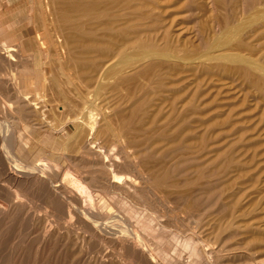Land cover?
<instances>
[{
	"label": "rangeland",
	"instance_id": "obj_1",
	"mask_svg": "<svg viewBox=\"0 0 264 264\" xmlns=\"http://www.w3.org/2000/svg\"><path fill=\"white\" fill-rule=\"evenodd\" d=\"M91 1L94 0H89V8L91 4L94 5L95 3ZM105 1L107 0H103V2L102 0L101 2L97 1L95 3L96 7L95 5H92L94 9L91 7L93 11L90 8V11L87 9L84 12L86 15L89 13V17L91 15V20L84 15V9H81L83 17H85L84 22L88 23L89 21V25L94 23V25H96L95 27H100L98 23L100 22L103 24L104 19V22H108L110 18L111 20L114 19L116 22L119 20L117 18L121 17L122 19L130 20V25L132 23H134V25L132 24V27H130L128 22L127 25L125 24L127 20L121 19L120 22H123V24L119 22L120 25H122V27H118L119 32L116 28L118 33L115 37L117 40L113 37L114 35L111 32L115 31L116 34V30L113 29H115L116 24L118 26L119 23H116L114 26L111 25L114 24V21L110 24L109 22L107 24L104 23L110 28H113L112 30L110 29V32L106 28L107 26L104 27L102 25L99 30L98 27L94 29L93 26H89L91 28L89 31L93 30L94 32V30H96L95 33L89 32L92 33V36L96 34L93 37H90L91 35L87 32L88 26L84 25L86 31H83L89 34H85L88 39H95V36H97L96 38L98 39L99 37L103 39L104 37L107 38L109 35V40L113 41L109 43L110 45L120 42L117 45L113 44L110 46L111 48L117 46L118 49L116 47L110 49L109 44H107L110 41L107 40L106 42V40H104L107 44L106 47H104L106 44L104 45L103 42L101 43L103 44L101 50L94 49L93 52H89L91 55L89 56L90 59L95 57V55L97 59L95 60L93 58L94 62L92 60L91 62L89 59L87 60L88 57L86 55L84 56V54L81 53L83 47L81 46L82 44L79 43L82 42L78 43L80 46H78V44L75 46L73 58L69 57L66 52L63 55L59 53V51L61 52V42L58 41V36L63 32L62 22L53 18V15L51 16L48 11H45L42 1L37 4V0H0V264H97V262L98 264H143V262L152 264L154 261V264H174V262L175 264H264V0H139L140 4L137 2L138 0H134V2L130 0V2L132 1V5L135 4L133 7L136 9H138L137 7L143 2L141 8L139 7L140 10H135V8L133 10L132 5L128 2L129 0H127V2L125 0H120V2L117 0V4L110 0L111 3L113 2L116 4H113V6L112 4L109 6V0L107 3ZM123 2L126 3H124V5H126V7H124L125 9L128 7L130 8V6L132 9L130 8L131 10H129L128 8V11H126L123 8ZM102 3L106 6L101 9V11L104 10V12L100 11L105 15L103 18H101L103 15L98 13V11L95 14V11L101 8L99 5ZM118 3L120 4L121 10L116 9L119 7ZM136 4H138L137 7ZM107 5L109 8H107ZM143 5L146 6L144 7ZM105 8L107 10L106 12H113V14H105ZM122 8L130 13H126ZM39 9H41V11H39ZM77 9H75V11ZM108 9H110V11ZM116 10L123 13H118V15L114 12ZM141 10L142 12H140ZM79 12H74V10H72L69 13H76V17L75 15H69L73 18L82 17V14ZM135 12L136 14L138 13L137 16H139L137 21ZM90 13L93 15L99 14L101 17H93ZM114 13L115 16H118L114 17ZM130 15H132L133 18ZM125 16L128 17L125 18ZM129 16L132 19H130ZM140 17H142V19ZM95 19L98 22H96L97 24L95 23ZM106 19H108V21ZM139 19L142 20L143 23H141ZM132 20H135L137 24ZM59 22L60 27L59 25L56 26ZM144 22H146L147 25L154 23L156 27L153 28L155 25L152 27L150 26L151 24L147 26ZM124 25L130 28L125 29ZM136 25L139 28L141 26L140 29L143 30H140ZM123 27L125 32L134 31L129 32L130 35L128 33V36L123 38L127 35V32L125 34L122 30ZM145 27L149 28V30ZM131 28L132 30H130ZM151 29L157 30L153 33ZM57 30L60 31L58 32ZM104 30H107L108 33H105ZM120 30H122L125 35H122L123 33L122 31L120 32ZM101 31H104L103 34H106V36L103 35V37L98 33ZM139 31H145L146 34L145 32H140V34ZM151 32L152 36L148 34ZM164 32L165 35L167 34L166 36ZM97 33L100 36H98ZM138 34H144V36H141L142 38L144 37V40L140 38ZM110 35L113 36L110 37ZM118 36L119 39L121 37L123 39L121 38L118 40ZM145 36H147V40ZM133 37L135 39L139 37L137 40L139 39L140 42L134 43ZM43 38L48 39L47 43L49 41L50 45L47 43L44 45L45 43L42 41ZM4 42L7 46L4 45ZM148 42H150V44H148ZM140 43L146 45L142 44L141 46ZM154 46L155 48L153 49ZM76 48L80 50L78 49L77 51ZM106 48L107 50L105 51ZM122 48L127 52L122 50L125 55H122L121 51L119 52ZM95 50H98V52L96 51L94 54ZM108 50H110V52ZM101 51L103 52L102 54H106L102 56V54L99 53ZM111 51L112 54H110ZM115 52L121 55L117 56ZM107 53L111 55L110 58L107 57L110 56L107 55ZM98 55L102 57L99 58ZM79 56L82 58H79ZM9 57H11L12 60ZM106 57L110 60L113 58V61L111 60L112 62H110L108 59L104 60ZM98 58L102 60L101 64L103 65L99 63L100 61H98ZM80 59H84L83 61L86 62V64L83 62L86 68L82 70V72L80 71L81 65L78 62ZM60 60L65 63L63 64ZM153 60L155 63L158 62V65H155L156 67H160H158V70L157 68L154 70L151 66V68L149 67L150 63V65L154 64ZM75 61L78 63L75 65L80 68L77 69L73 64ZM96 61L98 62L96 63ZM92 63H96L97 66L93 68L94 65ZM105 63H107V65ZM133 63H137L138 65L143 63V66L145 63L146 68L149 67L148 71L147 69H143L144 74L147 75L146 77L145 75L137 77V79L141 78L142 81L140 79L135 80V77L137 75L139 76L141 71V74L143 73L142 68L144 67L141 65L139 66L140 68H138V65L136 66V64L134 65ZM65 64L69 65L66 66ZM71 64L72 66H70ZM152 66L154 67V65ZM103 67L106 69H103ZM95 70H97V72ZM110 70L114 72L112 73ZM128 70L130 72L134 70V72L129 73ZM151 70L154 72H151ZM83 71H85V73ZM86 71L90 74H86ZM124 71L128 72V74ZM135 71L138 74H136ZM118 72L121 73V75ZM100 73H102L103 76L105 74L113 75H110V77L104 76L105 79L102 75H99ZM157 73L161 74L155 77L153 74ZM97 75L104 79L101 84L107 83L108 85L100 84V86L96 83L97 80L95 79ZM98 76L97 78H99ZM116 76L119 77L120 81ZM120 76L124 77L123 81H128V83H121L122 80L120 78L122 77ZM148 77H151L149 80L150 83L147 82ZM84 79H88L89 82ZM131 79H133V82H131ZM155 80L156 82L158 81L157 86L161 83L158 87L156 86ZM110 81L113 85L109 83ZM117 81H119V83L115 86L114 84H116ZM25 82L27 83L25 84ZM151 83H153L152 86L155 85L156 88H154L155 86L152 87ZM20 84H24V86L22 85V87ZM140 84H147L146 87H150L141 90L142 87L137 88V86H134H145ZM11 85L13 86L11 87ZM18 86L20 88H18ZM114 86L117 87L118 90H115L116 88ZM120 86L122 89L119 88ZM106 87L107 89H105ZM135 87L142 92H138ZM54 88L55 90H53ZM150 88H152L151 91L148 90ZM131 89L134 90V93H131L134 94V98L130 95V92H133ZM164 91L166 92L164 93ZM146 92L150 95H146ZM178 92L181 93L179 94ZM122 93L125 94L123 95ZM151 93L154 94L151 95ZM135 94L138 100L139 97L141 98V95L144 96V98L146 96L148 99H143L141 104H138L135 102L136 100H132V98L135 99ZM159 94L161 96H159ZM20 96L21 98L19 99ZM119 96L124 97L122 98ZM32 97H34V99ZM11 101L14 102V104L8 105ZM20 101L22 104H18ZM172 104L174 108H171ZM139 105H141V107ZM187 107L191 109L187 110ZM82 108L85 110L83 111ZM157 108L160 111H158ZM130 109L133 110L130 111ZM155 111L157 113L154 116ZM185 112L188 113L187 116H185L187 119L186 122L182 124L180 123L181 115L185 114ZM89 113H93V115ZM118 114L119 116H117ZM125 115L132 117L128 118ZM86 116L88 119L90 118V121H92V117L95 116L94 122H96V129L99 122L101 125H105V123L111 126L115 125V130L116 128L119 130L122 126L125 127V131H127V134L124 136L125 139L123 138L122 142H114V147L117 151H120L118 149H121L124 144L129 146L126 148L129 152L125 150V153L121 152V154H118L120 158L117 157V159H121L119 160L121 163L119 162V166L116 167L120 168L122 172H118V168L116 169V167L112 168L113 171H110V165L104 166L102 164L101 166H104V168L99 166V164H101L99 161L102 155V160L116 159L115 155H113L114 157L110 156L108 158L107 154L103 151L108 145L113 143L110 137L108 141L103 137L96 140L94 139L96 137L90 133L92 136L90 140L93 141L92 144L94 146L97 145V147H95L97 148L95 149V154L88 153L82 147L89 133L87 127L90 125V121L86 119ZM147 116L149 117L147 118ZM77 119L80 120L81 123H79L80 121ZM75 120L77 122H75ZM122 122L124 124H120ZM166 122L168 123L167 125ZM83 123L86 124L83 125ZM175 123L178 124L175 125ZM79 124L83 127L81 128ZM134 124L138 129H136ZM78 127H80L79 130L77 129ZM131 131L134 132L132 133ZM136 131L142 136L139 138L138 136L136 137ZM145 131L147 132L146 134ZM148 132L151 133L148 134ZM92 133L95 135V131H92ZM162 135L163 137L160 138V140L163 139L164 141L162 140L161 143L159 140V142L157 141L158 143H155L154 140L150 139L152 136L160 137ZM129 136H134V142H129ZM177 136H180L179 139L176 138ZM132 137L131 140L133 139ZM143 137H148L149 140L146 141ZM165 137L170 139L166 140ZM127 138L128 141H126ZM139 139H141L143 143H139ZM185 140H188V142ZM81 141L82 143H80ZM150 141H154V143ZM99 142H101V145H103V143L105 145L107 142L108 145L106 144V147H101L103 148L102 150L99 148ZM125 142H129V145ZM150 143L152 144V148L150 147ZM143 144L147 147L149 146L150 150L148 148V153L141 155L143 157L138 156L136 160H138V163L143 160L139 164L140 169L143 168L142 170H144L146 168L144 171L149 169L146 172V180L143 182L142 179H137L136 184L139 185H136L135 188H129L128 185L126 188L124 184H122L124 188L118 186L114 180L118 182L120 178H126L128 175H132L133 172H135L134 170H139L137 166V169L130 166V164H133L127 159L126 155H129V153L132 154V152L136 150V148H134L136 145ZM182 146H185V148ZM155 147L160 149L157 155L156 152H153ZM128 148H130V150ZM14 155H16L15 157L18 156L16 159L20 158V161H17ZM145 156L147 158H145ZM85 157H87V159ZM70 158H73L75 161L72 159L71 161L73 162H71ZM124 158L126 160H124ZM184 159L186 161H184ZM144 160L146 162H144ZM97 161L99 163H97ZM22 162L24 164L20 165ZM38 162L51 163V165L49 164L47 166L50 167L49 170H54L55 172H51L50 178L51 180H56L57 183L64 182L68 186L71 185V178L66 177V179H63L65 173L70 172L80 179L90 190L92 189L91 192L96 190L94 191L95 193H92L93 196L95 195L94 197L92 196V200H88L87 196H83V198L80 197L82 199L81 202V199L78 198L81 204H85L88 207L90 205L93 210L97 206V208H95L96 216L94 214V216L90 217H94L93 219L84 218L82 216L78 219L77 215L74 216L75 214H72V216L66 214L65 217L63 211H61V209L63 210L66 208L63 207L65 204L63 203L64 205H60L62 200L61 202L59 201V199H63V196L60 195V198L55 193L53 196L50 195L49 189L52 191L53 188L51 186L52 183L49 181L50 178L48 180L49 183H47L48 186L44 185L37 178V174H32L30 168L27 167L29 163L36 164ZM108 162L110 161H106L105 163ZM52 166H54L55 169ZM147 167L150 168L147 169ZM156 168H158V171ZM170 168H172V170ZM185 168L187 170H184ZM149 171L152 174H150ZM208 171L210 172L208 173ZM115 172L119 174L117 175ZM99 173L101 175H99ZM149 174L151 176L153 175L152 179ZM157 175H161V177L158 176L157 178ZM162 175L166 176L162 177ZM57 177L58 180L55 179ZM104 177H108L105 182L102 180ZM187 177H189V179ZM162 178L165 179L163 180ZM149 179L151 181H149ZM159 179L162 180V182ZM84 180L87 182H84ZM108 180H112L109 181L110 184ZM88 181L90 182L88 183ZM159 182L161 184H159ZM166 182H170V187L169 185H165ZM98 185L99 187L102 185L105 187L99 188ZM73 186L76 189V186ZM114 186H118L119 188ZM137 187H139L140 191ZM98 188L102 189L104 193L102 190L99 191ZM182 188L184 190H181ZM208 189L209 192H207ZM122 192H125V194ZM128 192L129 194H126ZM102 194L103 197L101 196ZM100 196L105 198L101 199ZM51 197L52 199L54 197V201H52ZM109 197L114 199V201L109 199ZM190 203H192V205H190ZM204 206L207 207L205 208ZM4 209L5 211H3ZM6 210L9 213H7ZM109 210L112 211L113 215L117 212L119 213L116 219L111 217L112 214ZM97 211L100 213L98 214ZM208 213L210 215H208ZM131 216L134 217V220ZM148 216L150 218L149 221ZM108 217H110V219ZM105 219L106 221L104 222H108L107 225L103 222ZM151 219L154 220V222ZM91 220H99L100 223L103 224L94 226L92 224L94 222ZM111 221L115 222L112 223ZM124 224H130L136 229L138 228L137 230L145 241L138 243L137 240L134 239V241L133 238H129V236L127 238V235L122 232ZM131 241H133L134 244L137 243L139 246L143 244V246H141L143 249L141 247L138 248L136 244L134 246ZM183 241L185 243L190 242L184 245ZM144 244L147 249L144 247ZM187 245H189V247ZM183 246H185V248ZM194 246L198 247L195 248ZM190 247L193 248L191 249ZM144 250L145 252H143ZM190 250L193 251V254ZM210 253L211 255H209ZM141 255L146 256L144 258L143 256L141 257ZM147 256L150 257V259L147 258ZM152 259L154 260L153 262Z\"/></svg>",
	"mask_w": 264,
	"mask_h": 264
},
{
	"label": "bare ground",
	"instance_id": "obj_2",
	"mask_svg": "<svg viewBox=\"0 0 264 264\" xmlns=\"http://www.w3.org/2000/svg\"><path fill=\"white\" fill-rule=\"evenodd\" d=\"M41 1H42V5H43V7H45V11H48V13H49L51 16L53 15V18H55V19H57V20H60V21L62 22L63 32L60 34V36H58V41L61 42V45H60V46H61V48H60V49H61V52L59 51V53H62V55H63V54H65V52H66L67 55H68L69 57L73 58V55L75 54V52H74V51H75V46H76L79 42H82V43H79V44H82L81 46L83 47V48H82V52H81V51H80V52H81L82 54H84V56L86 55V56L88 57L87 60L89 59V61H91V60L93 61L94 59L97 60V59L95 58L96 55H95V57H93L94 59H93V58L90 59L89 56H91V55H90L89 52H93L94 49H99V50H101V49L103 48V47H102L103 44H101V43H103L104 40H106V42H107V40L110 41V40H109L110 38H109V35H108V34H107V35H108L107 38L104 37V36H106V34H105V35L103 34V32L105 31V30H104V31H101L102 33H101V32H98V33L101 34L102 36L104 35L103 37H104L105 39H104V38H103V39H102V38L100 39V37H99V39H98V38H96L97 36H95V39H91V38L88 39V37H87L85 34H88L89 32H93V30L89 31V30L91 29L90 27L93 26L94 29H96L98 26L95 27L96 25H94V23H93V24L91 23V22H94V21H91L90 23H91L92 25H91V24L89 25V24H88L89 21H88V19H87V18L89 17V16H88L89 13H88V15H86L84 12H85L87 9L90 11V8L93 7V6L95 5L96 2H97V1L101 2V0H94V1H91V2H95V3H94V5L91 4V7H90V8H89L90 4H88L89 0H65V1H63V0H37V2H38L37 4L41 3ZM107 1H108V0H107ZM107 1H105V2L107 3ZM112 1H114L115 3L117 2V0H116V1H115V0H112ZM125 1L127 2V0H125ZM135 1H136V0H135ZM140 1H141V0H140ZM102 2H103V0H102ZM108 2H110V3H109V6H110L111 4H112V6H113V4H114V5L117 4V3L115 4V3H113V2L111 3L110 0H109ZM119 2H120V0H119ZM128 2L131 4L132 1L130 2V0H129ZM133 2H134V0H133ZM137 2L139 3V0H138ZM124 3H125V2H123V8L126 7V5H124ZM135 3H136V2H135ZM118 4H119V3H118ZM125 4H126V3H125ZM127 4H128V3H127ZM139 4H140V3H139ZM142 4H143V2H141V5H142ZM88 5H89V6H88ZM92 5H93V6H92ZM98 5H99V4H98ZM101 5H102V6H101ZM131 5H132V4H131ZM137 5H138V4H136V7H137ZM141 5L137 7L139 10H140V8H141ZM40 6H41V5H40ZM99 6H100L101 8H100ZM99 6H98V7H99L100 9L97 7L99 10H96V11H95V14H96V12L98 11V13H100L101 15H103L101 12H104V10L101 11V9H103V8L106 7V6H105V4H103V3L100 4ZM107 6H108V5H107ZM109 6H108L107 8H109ZM133 6H135V4L132 5V8H133V10H134L135 7H133ZM143 6H144V5H143ZM145 6H146V5H145ZM145 6H144V7H145ZM95 7H96V5H95ZM102 7H103V8H102ZM127 7H128V5H127ZM139 7H140V8H139ZM38 8H39V7H38ZM77 8H79V9H77ZM111 8H112V7H111ZM111 8H110V9H111ZM123 8H122V9H123ZM128 8H129V7H128ZM128 8H126V9L124 8V9H125L126 11H128ZM130 8H131V6H130ZM130 8H129V10L132 9V8H131V9H130ZM75 9H77V10H76L77 12L81 11V9H82V10L84 9V10H83V13H84V15H86V17H87L86 19H87L88 23H87V22H84V18H85V17H83V13H82V11L79 12L80 14H82V17H77V18H75V17H76V15H75L76 13H75V14H74V13H73V14H72V13H71V14L69 13V12L72 11V10H74V12H76ZM93 9H94V7H93ZM93 9L91 8L92 11H93ZM110 9H108V10L110 11ZM116 9H120V4H119V7L116 8ZM124 9H123V10H124ZM138 9L135 8V10H138ZM142 9H143V7H142ZM113 10H114V9H113ZM120 10H121V9H120ZM123 10H122V11H123ZM125 10H124V11H125ZM133 10H132V11H133ZM39 11H41V9H39ZM100 11H101V12H100ZM106 11H107V10H106V8H105V12H106ZM111 11H112V9H111ZM116 11H117V10H116ZM116 11H114L116 14H118V13L122 14V13H123V12H121V11H120V12H118V11L116 12ZM126 11H125V12H126ZM125 12H124V14H125ZM140 12H142V10H141ZM79 13H77V14L80 15ZM115 13H114V15H113L114 17H116V16L119 15V14H118V15L115 16ZM126 13H130V12H126ZM44 14H45V13H44ZM46 14H47V12H46ZM69 14H70L71 16H72V15H75V17L73 18V17H71ZM90 14H92V13H90ZM95 14H94V15L92 14V16H93V17H94V16H100V17H101V15H99V14H98V15H95ZM105 14H107V15H112L113 12H111V13L106 12ZM124 14H123V15H124ZM131 14H132V13H131ZM133 14H134V12H133ZM133 14H132V15H133ZM135 14H136V12H135ZM143 14H144V12H143ZM146 14H147V12H146ZM107 15H106V16H107ZM132 15H130V16H132ZM137 15H138V13L136 14V18H137L136 21H137L138 18H139V16H137ZM141 15H142V13H141ZM141 15H140V16H141ZM150 15H151V14H150ZM51 16H50V17H51ZM80 16H81V15H80ZM104 16H105V15H103L101 18H103ZM120 16H121V15H120ZM130 16H129V18H130ZM144 16H145V15H144ZM148 16H149V14H148ZM46 17H48V16H46ZM100 17H99V18H100ZM126 17H128V16H125V18H126ZM48 18H49V17H48ZM51 18H52V17H51ZM91 18H92V17H91V15H90L89 20H91ZM109 18H110V17H109ZM132 18H133V16H132ZM132 18H130V19H132ZM140 18L142 19V17H140ZM145 18H146V16H145ZM148 18H149V17H148ZM86 19H85V20H86ZM117 19H119V20H117ZM117 19H116V20H117L118 22H117V21L115 22L114 19L111 20V18H110L111 21H110V20L108 21V19H106V20L109 22V24L112 23V21H114V22H113L114 24H111V25L114 26L116 23H119V22L121 21L122 18H121V17H120V18L118 17ZM104 20H105V19H104ZM104 20H103V24H101L100 22H99V23H100V24H99V23L96 21V19H95V23L97 22L98 25H100V27H101L102 25H103L104 27L107 26L106 28H107V29L109 30V32H110L113 28H112V27L110 28L108 25H106L108 22H104ZM122 20H125V19H122ZM126 20H127V21H126ZM126 20H125V21H126L125 24L127 25V24L129 23V25H130V22H129L130 20H129V21H128V19H126ZM101 21H102V19H101ZM132 21H134L135 24H137L135 20H132ZM139 21H141V23H143L142 20L139 19ZM139 21H138V22H139ZM52 22H53V21H52ZM127 22H128V23H127ZM47 23H48V22H47ZM84 23H85V24H84ZM97 23H96V24H97ZM104 23H106V24H104ZM120 23L123 24V22H120ZM120 23H119L118 26H117V24H116L117 27L115 26V29H113V30H116V34H115V31H113L114 33H113V32H111V33H112L114 36H113V35H110V37H112V36L115 37V35L117 36V33L119 32L118 27H120V26L122 27V25H120ZM35 24H36V22H35ZM42 24H43V23H42ZM59 24H60V22H59L56 26H58ZM87 24H88V25H87ZM132 24L134 25V23H132ZM132 24L130 25V27H132ZM139 24H140V23H139ZM139 24H138V25H139ZM144 24H146V22H144ZM150 24H151V25H150ZM150 24H148V25H150V26H152V27L155 25L153 28L156 27V24H154V23H150ZM152 24H153V25H152ZM46 25H47V24H46ZM84 25L88 26V30H87L88 33H87V32L85 33V32L83 31V30H85V28H86V27L84 28ZM111 25H110V26H111ZM129 25H128V26H129ZM146 25H147V24H146ZM146 25H144V26H146ZM148 25H147V26H148ZM51 26H52V25H51ZM89 26H90V27H89ZM147 26H146V27H147ZM38 27H39V26H38ZM59 27H60V25H59ZM93 27H92V28H93ZM100 27H98V30H99ZM104 27H102V28L105 29ZM124 27H125V25H124ZM124 27H123L122 30H123L124 33L126 34L127 31L125 32V29H126V28H130V27H125V29H124ZM133 27H134V26H133ZM136 27H138V26L136 25ZM136 27H135V28H136ZM146 27H145V28H146ZM52 28H53V27H52ZM116 28L118 29V32H117V29H116ZM138 28H139V27H138ZM140 28H141V26H140ZM140 28H139V29H140ZM142 28H143V26H142ZM150 28H151V27H150ZM161 28H162V27H161ZM38 29H39V28H38ZM44 29H45V28H44ZM58 29H60V28H58ZM110 29H111V30H110ZM136 29H137V28H136ZM146 29L149 30V28H146ZM157 29H158V28H157ZM157 29H156V30H157ZM50 30H51V29H50ZM122 30H120V32H121ZM127 30H128V29H127ZM130 30H132V28H131ZM140 30H143V29H140ZM147 30H146V32H147ZM151 30H152V29H151ZM151 30H150V31H151ZM156 30L153 29L152 32L155 33ZM57 31H58V30H57ZM59 31H60V30H59ZM59 31H58V32H59ZM85 31H86V30H85ZM95 31H96V30H94L93 33H95ZM106 31H107V30H106ZM106 31H105V33H108V31H107V32H106ZM123 31H122V33H123ZM133 31H134V30H132V31H128V32H127V35H125V34L123 33L122 35H125L123 38H126V36H128V33H129V32H133ZM137 31H138V29H137ZM140 32L143 33V32H145V31H143V32H142V31H139V33H140ZM146 32H145V34H146ZM152 32H151V33H148V34H149V35L151 34V36H152ZM45 33H46V32H45ZM98 33H97V35H98ZM111 33H109V34H111ZM141 33H140V34H141ZM58 34H59V33H58ZM89 34L91 35L90 37H93L94 35H96V34H94V35L92 36V33H89ZM89 34H88V35H89ZM119 34H120V33H119ZM38 35H39V34H38ZM84 35H85L86 37H85ZM129 35H130V33H129ZM138 35H139V34H138ZM149 35H147V36H149ZM164 35H165V32H164ZM166 35H167V34H166ZM166 35H165V36H166ZM98 36H100V35H98ZM135 36H136V35H135ZM139 36H140V38H142L141 36H144V34L139 35ZM147 36H145V39H146V40H147ZM151 36H150V38H151ZM155 37H156V34H155ZM162 37H163V36H162ZM121 38H122V37H121ZM121 38H120V39H121ZM123 38H122V39H123ZM131 38H132V37H131ZM133 38H134V37H133ZM137 38H139V37H137ZM137 38H136V39H135V38L133 39L134 43H135V42H137V43L140 42V40H139V39L137 40ZM143 38H144V37H143ZM143 38H142V39H143ZM150 38H148V39H150ZM158 38H159V37H158ZM164 38H165V37H164ZM167 38H168V37H167ZM56 39H57V37H56ZM56 39H55V40H56ZM113 39H114V38H113ZM115 39H116V37H115ZM120 39H119V36H118V40H120ZM142 39H141V40H142ZM47 40H48V39H46V38H43V39H42L43 43H45L44 45H46ZM52 40H53V39H52ZM111 40H112V39H111ZM116 40H117V39H116ZM135 40H136V41H135ZM143 40H144V39H143ZM143 40H142V42H143ZM151 40H152V38H151ZM153 40H154V39H153ZM158 40H159V39H158ZM56 41H57V40H56ZM58 41H57V42H58ZM126 41H127V40H126ZM131 41H132V40H131ZM131 41H130V42H131ZM133 41H132V42H133ZM59 42H58V44H59ZM93 42H94V43H93ZM112 42H113V41H110V42H108L107 44L112 43ZM150 42H151V41H150ZM150 42H148V44H150ZM158 42H159V41H158ZM49 43H50V42L48 41L47 44H49ZM119 43H120V42H117V44H119ZM144 43H145V41H144ZM146 43H147V42H146ZM0 44H1V42H0ZM2 44H3V42H2ZM5 44H6V43L4 42V45H5ZM58 44H57V45H58ZM79 44H78V46H80ZM105 44H106V43L104 42V45H105ZM107 44H106L104 47H106ZM113 44H116V43H113ZM113 44H111V45H113ZM117 44H116V45H117ZM140 44H141V43H140ZM142 44H143V43H142ZM142 44H141V46H142ZM152 44H153V42H152ZM49 45H50V44H49ZM111 45L109 44V48H110V49L115 48V47L117 48V46L111 48V47H110ZM122 45H124V44H122ZM143 45H146V44H143ZM153 45H154V44H153ZM5 46H7V45H5ZM55 46H56V44H55ZM58 46H59V45H58ZM58 46H57V48H58ZM128 46H129V45H128ZM131 46H132V45H131ZM148 46H149V45H148ZM148 46H147V47H148ZM0 47H1V46H0ZM53 47H54V46H53ZM126 47H127V46H126ZM48 48H49V47H48ZM54 48H55V47H54ZM54 48H53V49H54ZM107 48H108V47H107ZM107 48L105 49V51L107 50ZM154 48H155V46L153 47V49H154ZM60 49H58V50H60ZM76 49H77V48H76ZM78 49H79V48H78ZM78 49H77V51H78ZM117 49H118V48H117ZM117 49H115V50H117ZM127 49H128V48H127ZM0 50H1V49H0ZM11 50H12V49H11ZM55 50H56V48H55ZM79 50H80V49H79ZM115 50H112V51H115ZM122 50H124V48L120 49L119 52L121 51V52H122L121 54H122V55H125L124 52H126V51L124 50V52H123ZM128 50H129V49H128ZM156 50H158V49H156ZM53 51H54V50H53ZM96 51L98 52V50H95V51H94V54H95ZM102 51H103V50H102ZM102 51L99 52V53L102 54V53H103ZM108 51L110 52V50H108ZM108 51H107V52H108ZM112 51H111L110 54H112ZM150 51H151V50H150ZM57 52H58V51H57ZM109 52H108V53H109ZM119 52H118V53H119ZM3 53H4V52H3ZM73 53H74V54H73ZM76 53H78V52H76ZM81 53H80V54H81ZM104 53H105V52H104ZM108 53H107V55H110V54H108ZM115 53H116V52H115ZM126 53H127V52H126ZM152 53H153V52H152ZM179 53H180V52H179ZM78 54H79V53H78ZM87 54H89V55H87ZM97 54H98V53H97ZM105 54H106V53H105ZM105 54H102V56L105 55ZM116 54H117V53H116ZM121 54L119 53V55L117 54V56H120ZM128 54H129V53H128ZM92 55H93V53H92ZM107 55H106V56H107ZM129 55H130V54H129ZM76 56H77V55H76ZM81 56H83V55H81ZM84 56H83V57H84ZM93 56H94V55H93ZM102 56H99V55H98L99 58H101ZM114 56H115V54H114ZM114 56H113V57H114ZM6 57H7V56H6ZM107 57L110 58L111 55H110V56H107ZM107 57H106V59H104V58H105V56H104L103 59H104V60H107V59H108ZM131 57H132V56H131ZM9 58H11V57H9ZM57 58H58V57H57ZM64 58H65V57H64ZM74 58H76V57H74ZM79 58H82V57L79 56ZM99 58H98V59H99ZM114 58H115V57H114ZM133 58H134V57H133ZM50 59H51V58H50ZM59 59H60V56H59ZM59 59H58V60H59ZM67 59H68V58H67ZM112 59H113V58H112ZM112 59H111V60H112ZM129 59H130V58H129ZM129 59H128V60H129ZM134 59H135V58H134ZM11 60H12V58H11ZM72 60H73V59H72ZM72 60H71V61H72ZM83 60H84V59H83ZM83 60L80 59V60L78 61V62L80 63V65H81V70H80L81 72H82V70H84V69L86 68V67H85L86 65L83 64V62H84ZM108 60H109L110 62L113 61V60L111 61L110 59H108ZM123 60H124V59H123ZM131 60H132V59H131ZM136 60H137V58H136ZM138 60H139V59H138ZM140 60H141V59H140ZM3 61H4V59H3ZM60 61L62 62V60H60ZM64 61H65V60H64ZM69 61H70V60H69ZM92 61H91V62H92ZM98 61H100V62H99L100 64L102 63V60L99 59ZM98 61H96V63H97ZM118 61H119V60H118ZM134 61H135V60H134ZM153 61H154V60H153ZM153 61H152V62H153ZM12 62H13V61H12ZM45 62H46V61H45ZM72 62H73V61H72ZM76 62H77V61H75V63H73V64H74V65H75V64L77 65L78 63H76ZM87 62H88V61H87ZM91 62H90V63H91ZM93 62H94V61H93ZM106 62H107V61H106ZM110 62H109V63H110ZM114 62H115V61H114ZM130 62H131V61H130ZM132 62H133V61H132ZM139 62H140V61H139ZM0 63H1V62H0ZM62 63H63V62H62ZM64 63H65V62H64ZM64 63H63V64H64ZM84 63L86 64V62H84ZM96 63H94V64L92 63V64L94 65L93 68L97 66ZM99 63H98V64H99ZM103 63H104V62H103ZM109 63H108V64H109ZM124 63H125V62H124ZM153 63H154V64H152V65H154L155 68H154L152 65H150L151 63L149 64V67L151 66L154 70H155L156 68H157V70H158V69L160 68L159 66H158L159 68L156 67V66L158 65V64H157L158 62L155 63V61H154ZM173 63H174V62H173ZM11 64H13V63H11ZM47 64H48V62H47ZM59 64H61V63H59ZM69 64H70V63H69ZM69 64H67V65H69ZM105 64L107 65V63H105ZM112 64H113V63H112ZM133 64H134V63H133ZM135 64H136V66L138 65L137 63H135ZM135 64H134V65H135ZM142 64H143V63H142ZM142 64H141V65H142ZM165 64H166V63H165ZM7 65H8V64H7ZM65 65H66V64H65ZM67 65H66V66H67ZM76 65H75V66H76ZM101 65H103V64H101ZM127 65H128V64H127ZM130 65H131V64H130ZM141 65H138V68H140L139 66H141ZM155 65H156V66H155ZM11 66H12V65H11ZM14 66H15V65H14ZM14 66H13V67H14ZM27 66H28V65H27ZM70 66H72V64H71ZM78 66H79V65H78ZM104 66H105V65H104ZM118 66L120 67L119 64H118ZM128 66H129V65H128ZM142 66H143V65H142ZM2 67H3V66H2ZM98 67H99V66H98ZM101 67H102V66H101ZM105 67H106V66H105ZM115 67H116V66H115ZM115 67H114V68H115ZM134 67H135V66H134ZM134 67H133V68H134ZM143 67H144V68L141 67L142 70H143V69H147V71L149 70V69H148L149 67L146 68L145 63H144V66H143ZM151 67H150V68H151ZM162 67H163V65H162ZM166 67H167V66H166ZM52 68H53V67H52ZM65 68H66V67H65ZM70 68H72V67H70ZM70 68H69V69H70ZM73 68H74V67H73ZM76 68L78 69V68H80V67H77V66H76ZM91 68H92V67H91ZM99 68H100V67H99ZM114 68H113V69H114ZM128 68H129V67H128ZM130 68H132V67H130ZM164 68H165V67H164ZM167 68H168V67H167ZM2 69H3V68H2ZM103 69H106V68L103 67ZM110 69H111V68H110ZM115 69H116V68H115ZM126 69H127V68H126ZM170 69H171V68H170ZM4 70H5V69H4ZM65 70H66V69H65ZM73 70H74V69H73ZM86 70H87V69H86ZM107 70H108V69H107ZM123 70H124V69H123ZM136 70H138V69H136ZM140 70H141V69H140ZM140 70H139V71H140ZM157 70H156V72H157ZM172 70H173V69H172ZM75 71H76V70H75ZM75 71H74V72H75ZM87 71H88V70H87ZM87 71H86V74L88 73ZM95 71L97 72V70H95ZM99 71H100V70H99ZM99 71H98V72H99ZM102 71H103V70H102ZM110 71H111V70H110ZM115 71H116V70H115ZM128 71H129V70H128ZM139 71H137V72H139ZM145 71H146V70H145ZM147 71H146V72H147ZM167 71H168V70H167ZM83 72L85 73V71H83ZM92 72H93V71H92ZM92 72H91V73H92ZM107 72H109V71H107ZM111 72H112V71H111ZM113 72H114V71H113ZM113 72H112V73H113ZM119 72H123V71H119ZM119 72H118V73H119ZM124 72L128 74V72H126V71H124ZM132 72H134V70H133V71L131 70V72L129 71V73H132ZM141 72H142V71H141ZM141 72H140L139 76L137 75V76L135 77V78H136L135 80H138V79L141 80V78H138V79H137V77H140V75H141V76H142V75H145V77L147 76L146 74H144V70H143V73H142V74H141ZM146 72H145V73H146ZM151 72H154V71L151 70ZM156 72H155V73H156ZM0 73H1V71H0ZM67 73H68V72H67ZM72 73H73V71H72ZM72 73H71V74H72ZM94 73H95V72H94ZM105 73H106V72H105ZM118 73H117V75H118ZM135 73H136V71H135ZM148 73H150V72H148ZM171 73H172V72H171ZM73 74H74V73H73ZM78 74H79V73H78ZM89 74H90V73H88V75H89ZM107 74H108V73H107ZM115 74H116V73H115ZM115 74H114V75H115ZM119 74L121 75V73H119ZM136 74H138V73H136ZM159 74H161V73H159ZM159 74L157 73V74H153V75H155V77H156V75H159ZM58 75H59V74H58ZM88 75H87V77H88ZM99 75L101 76L102 73H100ZM108 75H109V74H108ZM108 75L105 74L104 76H105V77H106V76H107V77H110L111 74H110L109 76H108ZM112 75H113V74H112ZM112 75H111V76H112ZM130 75H131V74H130ZM132 75H134V74H132ZM187 75H188V74H187ZM71 76H72V75H71ZM80 76H81V74H80ZM83 76L86 77L85 75H83ZM91 76H92V75H91ZM91 76H89V77H91ZM97 76H98V75H97ZM97 76H96V79H95V80H97L96 83H98V84L100 85V84L102 83V80H104V79L101 78V77H99V76H98L99 78H97ZM104 76L102 75V77H104ZM118 76H119V75H118ZM134 76H135V75H134ZM81 77H82V76H81ZM105 77H104V78H105ZM116 77H117V76H116ZM120 77H122V76H120ZM127 77H128V76H127ZM143 77H144V76H143ZM159 77H160V76H159ZM9 78H11V77H9ZM15 78H16V77H15ZM72 78H73V76H72ZM72 78H71V79H72ZM94 78H95V77H94ZM113 78H114V77H113ZM117 78H118V80H119V77H117ZM125 78H126V76H125ZM148 78H149V77H148ZM148 78H147V82H149V80L151 79V77H150L149 79H148ZM25 79H26V78H25ZM79 79H80V78H79ZM105 79H106V78H105ZM107 79H108V78H107ZM120 79L123 81V80H124V77H122V78H120ZM127 79H128V78H127ZM152 79H153V78H152ZM157 79H158V76H157ZM157 79H156V80H157ZM165 79H166V78H165ZM165 79H163V80H165ZM6 80H7V79H6ZM22 80H23V79H22ZM82 80H83V79H82ZM84 80H85V79H84ZM86 80H87V82H89L88 79H86ZM86 80H85V81H86ZM111 80H112V79H111ZM115 80H117V79H115ZM129 80H130V79H129ZM131 80H132L131 82H133V79H131ZM156 80H155V82H156ZM170 80H171V78H170ZM182 80H183V79H182ZM195 80H196V79H195ZM33 81H34V80H33ZM33 81H32V84L34 85V82H33ZM72 81H73V80H72ZM105 81H106V80H105ZM105 81H103V82H105ZM119 81H120V80H119ZM119 81H117L116 84H114V85L116 86L117 83H119ZM122 81H121V83L124 84L125 81H123V82H122ZM141 81H142V80H141ZM143 81H144V80H143ZM16 82H17V81H16ZM114 82H115V81H114ZM129 82H130V81H129ZM134 82H135V81H134ZM137 82H138V81H137ZM26 83H27V82H25V84H26ZM28 83H31V82H28ZM90 83H92V82H90ZM96 83H95V84H96ZM109 83L111 84V81H110ZM125 83H128V81L125 82ZM139 83H140V82H139ZM141 83H143V82H141ZM149 83H150V82H149ZM153 83H154V82H153ZM153 83H151V86H152ZM157 83H158V81L156 82V86H157ZM175 83H177V82H175ZM192 83H193V82H192ZM98 84H97V86H98ZM103 84L108 85L107 83H103ZM103 84H101V85H103ZM130 84H131V83H130ZM159 84H161V83H159ZM159 84H158V86H159ZM177 84H178V83H177ZM15 85H16V84H15ZM15 85H14V86H15ZM20 85H21V84H20ZM22 85L24 86V84H22ZM22 85H21V86H22ZM28 85H29V84H28ZM93 85H94V83H93ZM101 85H100V86H101ZM111 85H113V84H111ZM118 85H119V84H118ZM140 85H145V84H140ZM146 85H147V84H146ZM146 85H145V86H139V87H138V85H134V86H137V88L142 87L141 90H144L145 88L150 87V86L146 87ZM12 86H13V85H11V87H12ZM23 86H22V87H23ZM53 86H54V85H53ZM76 86H77V85H76ZM85 86H86V85H85ZM115 86H114V87H115ZM124 86H125V85H124ZM153 86H155V85H153ZM153 86H152V87H153ZM156 86H155L154 88H156ZM158 86H157V87H158ZM160 86H161V85H160ZM86 87H87V86H86ZM90 87H91V86H90ZM102 87H103V86H102ZM110 87H111V86H110ZM110 87H108V88H110ZM128 87H129V86H128ZM143 87H144V88H143ZM13 88H14V87H13ZM18 88H20V87L18 86ZM18 88H17V89H18ZM24 88H25V87H24ZM24 88H23V89H24ZM60 88H61V87H60ZM115 88H116L115 90H118L117 87H115ZM119 88L122 89L121 86H120ZM125 88H126V87H125ZM131 88H132V87H131ZM160 88H161V87H160ZM8 89H9V87H8ZM17 89H16V90H17ZM56 89H57V88H56ZM102 89H103V88H102ZM105 89H107V87H106ZM132 89H133V88H132ZM132 89H131V90H132ZM135 89H136V87H135ZM20 90H21V89H20ZM53 90H55V88H54ZM87 90H88V89H87ZM91 90H92V89H91ZM111 90H112V87H111ZM113 90H114V89H113ZM136 90H137L138 92H142L140 89H136ZM139 90H140V91H139ZM148 90L151 91L152 88H150V89H148ZM154 90H155V89H154ZM156 90H157V89H156ZM163 90H164V89H163ZM168 90H169V89H168ZM184 90H185V89H184ZM66 91H67V89H66ZM84 91H85V90H84ZM121 91H122V90H121ZM132 91H133V92H130V95L133 96L134 94H131V93H134V90H132ZM15 92H16V91H15ZM23 92H24V91H23ZM71 92H72V91H71ZM86 92H87V91H86ZM105 92H107V91H105ZM111 92H112V91H111ZM117 92H118V91H117ZM126 92H127V91H126ZM152 92H153V91H152ZM159 92H160V91H159ZM165 92H166V91H164V93H165ZM168 92H169V91H168ZM19 93H21V92H19ZM37 93H38V92H37ZM55 93H56V91H55ZM113 93H114V91H113ZM115 93H116V92H115ZM128 93H129V91H128ZM135 93H136V92H135ZM149 93H150V92H149ZM171 93H172V92H171ZM178 93H179V92H178ZM180 93H181V92H180ZM180 93H179V94H180ZM21 94H23V93H21ZM38 94H39V93H38ZM122 94H123V93H122ZM124 94H125V93H124ZM124 94H123V95H124ZM126 94H127V93H126ZM143 94H144V93H143ZM153 94H154V93H153ZM153 94L151 93V95H153ZM176 94H177V93H176ZM176 94H175V95H176ZM25 95H26V94H25ZM109 95H110V94H109ZM139 95H141V94H139ZM146 95H150V94H147V92H146ZM202 95H203V94H202ZM113 96H115V95H113ZM126 96H127V95H126ZM159 96H161V95L159 94ZM178 96H180V95H178ZM200 96H201V95H200ZM37 97H38V96H37ZM119 97H122V96H119ZM123 97H124V96H123ZM123 97H122V98H123ZM142 97H143V98H142ZM149 97H150V96H149ZM162 97H163V96H162ZM164 97H165V96H164ZM20 98H21V96L19 97V99H20ZM32 98L34 99V97H32ZM122 98H121V99H122ZM133 98H134V96H133ZM133 98H132V100H136L135 102L138 103V104H141V101H142L143 99H144V100H145V99H148V98H146V96H145V98H144V96L141 95V98L139 97V100H138V98L136 99V94H135V99H133ZM26 99H27V98H26ZM30 99H31V98H30ZM117 99H118V98H117ZM121 99H120V100H121ZM162 99H163V98H162ZM191 99H192V98H191ZM9 100H11V99H9ZM17 100H18V99H17ZM164 100H165V98H164ZM186 100H187V99H186ZM192 100H193V99H192ZM12 101H14V100H12ZM12 101H11L8 105H13L14 102H12ZM31 101H32V100H31ZM105 101H106V100H105ZM125 101H126V100H125ZM166 101H167V100H166ZM17 102H18V101H17ZM20 102H21V101H20ZM20 102H19L18 104H22V102H21V103H20ZM25 102H27V101H25ZM25 102H24V103H25ZM132 102H134V101H132ZM135 102H134V103H135ZM184 102H185V101H184ZM184 102H183V103H184ZM207 102H208V101H207ZM76 103H77V102H76ZM125 103H127V102H125ZM163 103H166V102H163ZM177 103H178V102H177ZM179 103H180V102H179ZM204 103H205V102H204ZM115 104H116V103H115ZM167 104H168V103H167ZM170 104H171V103H170ZM188 104H189V103H188ZM75 105H76V104H75ZM132 105H133V104H132ZM134 105H136V104H134ZM19 106H20V105H19ZM111 106H112V105H111ZM113 106H114V105H113ZM115 106H116V105H115ZM139 106L141 107V105H139ZM167 106H168V105H167ZM167 106H166V107H167ZM180 106H182V105H180ZM186 106H187V105H186ZM77 107H78V106H77ZM79 107H80V106H79ZM136 107H137V106H136ZM146 107H147V106H146ZM146 107H145V108H146ZM188 107H190V106H188ZM188 107H187V110L191 109V108H188ZM19 108H20V107H19ZM128 108H129V107H128ZM130 108H132V107H130ZM133 108H134V106H133ZM137 108H138V107H137ZM149 108H150V107H149ZM171 108H174V107H173V104H172ZM151 109H152V108H151ZM164 109H165V108H164ZM82 110H83V108H82ZM84 110H85V109H84ZM84 110H83V111H84ZM131 110H133V109H130V111H131ZM135 110H137V109H135ZM149 110H150V109H149ZM157 110L160 111L158 108H157ZM157 110H156V111H157ZM184 110H185V109H184ZM206 110H207V109H206ZM24 111H25V110H24ZM66 111H67V110H66ZM70 111H71V110H70ZM76 111H77V110H76ZM156 111H155L154 116H155L156 113L158 112V111H157V112H156ZM179 111H180V109H179ZM185 111H186V110H185ZM78 112H79V111H78ZM88 112H90V111H88ZM153 112H154V111H153ZM187 112H188V111H187ZM187 112H185V114H182V113H181L182 115H181V121H180V123L183 124L184 122H186V119H187V118H186L185 116H187V114H188ZM124 113H125V111H124ZM130 113H131V112H130ZM140 113H141V112H140ZM163 113H164V112H163ZM168 113H169V112H168ZM205 113H206V112H205ZM208 113H209V112H208ZM83 114H84V113H83ZM89 114H92V115H93V113H89ZM196 114H198V113H196ZM202 114H203V113H202ZM73 115H74V114H73ZM131 115H132V114H131ZM140 115H142V114H140ZM166 115H167V112H166ZM189 115H190V114H189ZM65 116H66V115H65ZM88 116H91V115H88ZM117 116H119V114H118ZM125 116H126V115H125ZM132 116H133V115H132ZM132 116H129V117H132ZM145 116H146V115H145ZM150 116H151V115H150ZM163 116H164V115H163ZM28 117H29V116H28ZM45 117H46V116H45ZM81 117H82V116H81ZM86 117H87V116H86ZM126 117H128V116H126ZM126 117H125V118H126ZM129 117H128V118H129ZM148 117H149V116H147V118H148ZM156 117H157V116H156ZM165 117H166V116H165ZM172 117H173V116H172ZM29 118H30V117H29ZM76 118H77V117H76ZM76 118H73V119H76ZM120 118H121V117H120ZM153 118H154V117H153ZM153 118H151V119H153ZM161 118H162V117H161ZM25 119H26V118H25ZM70 119H71V118H70ZM70 119H69V120H70ZM86 119H88V117H87ZM89 119H90V118H89ZM89 119H88V120H89ZM111 119H112V117H111ZM118 119H119V118H118ZM136 119H137V118H136ZM64 120H65V119H64ZM77 120H78V119H77ZM149 120H150V119H149ZM149 120H148V121H149ZM160 120H162V119H160ZM160 120H159V121H160ZM171 120H172V119H171ZM207 120H208V119H207ZM78 121H80V120H78ZM84 121H86V120H84ZM84 121H83V122H84ZM89 121H90V120H89ZM89 121H88V122H89ZM94 121H95V116L92 117V121L89 122L90 125L87 127V128L89 129L88 138L86 139V141L84 140L85 142H84V144L82 145V147H83L88 153L93 154V153L95 152V149H97V148H95V147H97V145L94 146V145L92 144L93 141L90 140V139H92L91 134H93V136L96 137V138L93 137V138L96 139V140H98V139H100L101 137H103V138H106L107 141H108V139H109V137H110V138L113 140V143L110 144V145H108L107 142H106V144H107L108 146H107L106 144L104 145L105 140L103 139V140H104V143H103V145H101V144H100L101 142H99V144L101 145V146L99 145V148H101V147H106V146H107V147H106L107 149H106V148H105L104 150H103V148H101V149L107 154V157H108V158H109L110 156L115 155L116 159L114 158V159H110V160H105V159L103 158V159L105 160V161H104V160L101 159V158L103 157V155H102L101 158H100V161H99V160H98V161L101 162V164H99V166H101L102 164H103L104 166H108V165H110L111 170H110V169H109V170H110V171H113L112 168H114V167H116V166H119L118 163L120 162L119 160H121V159H117L118 154H121V152L125 153V152H124L125 150H126V152H129V151L126 149V148L129 147V146H127V145H125V144H124V145L122 144L123 146L121 147V149H118V150H120V151H117L116 148L114 147V142H122L124 136L127 134V133H126L127 131H125V127H123L122 125H119V126H122L120 129L118 128L119 130H117V128H116V130H115V127H114L115 125H112V126L114 127V128H113L111 125L106 124V123H105V125H103V124L101 125L100 122H99V123L97 122V123H98V127H97V129H96V128H95V123H96V122H94ZM122 121H123V120H122ZM143 121H144V120H143ZM205 121H206V120H205ZM75 122H77V121L75 120ZM86 122H87V121H86ZM115 122H116V121H115ZM123 122H125V121H123ZM123 122L120 123V124H124ZM169 122H170V121H169ZM202 122H203V121H202ZM79 123H81V121H80ZM102 123H103V122H102ZM109 123H110V122H109ZM112 123H113V122H112ZM129 123H130V121H129ZM144 123H145V122H144ZM150 123H152V122H150ZM204 123H205V122H204ZM2 124H3V123H2ZM75 124H76V123H75ZM85 124H86V123H83V125H85ZM87 124H88V123H87ZM93 124H94V125H93ZM110 124H111V123H110ZM167 124H168V123L166 122V125H167ZM176 124H178V123H175V125H176ZM39 125H40V124H39ZM134 125H135V124H134ZM148 125H149V123H148ZM163 125H164V124H163ZM173 125H174V124H173ZM77 126H78V125H77ZM79 126L81 127L80 124H79ZM119 126H118V127H119ZM125 126H127V125H125ZM140 126H141V125H140ZM145 126H146V125H145ZM188 126H189V125H188ZM205 126H207V125H205ZM205 126H204V127H205ZM80 127H78L77 129L79 130ZM82 127H83V126H82ZM82 127H81V128H82ZM135 127H136V125H135ZM155 127H156V126H155ZM158 127H159V126H158ZM160 127H161V126H160ZM162 127H163V126H162ZM193 127H194V126H193ZM200 127H201V126H200ZM42 128H43V127H42ZM84 128H85V127H84ZM153 128H154V126H153ZM171 128H172V127H171ZM171 128H170V129H171ZM182 128H183V127H182ZM189 128H190V127H189ZM85 129H86V128H85ZM95 129H96V130H95ZM136 129H138V128L136 127ZM140 129H141V128H140ZM159 129H161V128H159ZM172 129H173V128H172ZM187 129H188V128H187ZM187 129H186V130H187ZM78 130H77V131H78ZM131 130H132V129H131ZM92 131H95V135H94V133H92ZM155 131H157V130H155ZM155 131H154V134H155ZM167 131H168V130H167ZM178 131H179V130H178ZM184 131H185V130H184ZM184 131H183V132H184ZM131 132H132V131H131ZM133 132H134V131H133ZM133 132H132V133H133ZM164 132H165V130H164ZM164 132H163V133H164ZM77 133H78V132H77ZM90 133H91V134H90ZM135 133L138 134V135L135 134V136H136V137L138 136V138H139L140 136H142L141 134L139 135V133H138L137 131H136ZM140 133H142V132H140ZM146 133H147V132L145 131V134H146ZM150 133H151V132H150ZM150 133L148 132V134H150ZM165 133H166V132H165ZM165 133H164V134H165ZM180 133H181V132H180ZM201 133H202V132H201ZM152 134H153V133H152ZM157 134H158V133H157ZM79 135H80V134H79ZM81 135H82V134H81ZM86 135H87V134H86ZM86 135H85V136H86ZM128 135H129V134H128ZM130 135H131V133H130ZM132 135H134V134H132ZM179 135H180V134H179ZM192 135H193V134H192ZM192 135H191V136H192ZM199 135H200V134H199ZM144 136H145V135H144ZM181 136H182V135H181ZM188 136H189V135H188ZM76 137H77V136H76ZM131 137H132V136H131ZM131 137H130V136L128 137V138L130 139L129 142H130V141H131V142H134V140H135L134 136L132 137V138H133L132 140H131ZM162 137H163V135L160 136V137H159V136H152L150 139H151V140H154L155 143L159 140L160 143H161L163 139L160 140V138H162ZM179 137H180V136H179ZM179 137L177 136L176 138L179 139ZM193 137H194V136H193ZM196 137H197V136H196ZM208 137H210V136H208ZM85 138H86V137H85ZM128 138H127L126 141H128ZM138 138H137V139H138ZM143 138H144V137H143ZM165 138H166V140L170 139V138L167 139V137H165ZM176 138H174V139H176ZM200 138H201V136H200ZM234 138H235V137H234ZM124 139H125V138H124ZM141 139H142V138H141ZM141 139H139V140H140V142L138 141L139 143H143V142H141ZM144 139H146V141L149 140L148 137H145ZM174 139H173V140H174ZM192 139H193V138H192ZM198 139H199V138H198ZM207 139H208V138H207ZM235 139H236V138H235ZM173 140H172V141H173ZM176 140H177V139H176ZM176 140H175V141H176ZM217 140H218V139H217ZM79 141H80V140H79ZM100 141H102V140H100ZM124 141H125V140H124ZM142 141H143V140H142ZM154 141H153V142L150 141V142H151V143H154ZM159 141H158V142H159ZM163 141H164V140H163ZM177 141H178V140H177ZM177 141H176V142H177ZM185 141L188 142V140H185ZM185 141H184V142H185ZM196 141H197V140H196ZM196 141H195V142H196ZM94 142H95V141H94ZM102 142H103V141H102ZM109 142H111V141H109ZM109 142H108V143H109ZM129 142H128V143H129ZM158 142H157V143H158ZM168 142H169V141H168ZM209 142H210V141H209ZM80 143H82V141H81ZM125 143H126V142H125ZM128 143H126V144H128ZM147 143H148V142H147ZM151 143H150V145H151L150 147L152 148V144H151ZM160 143H159V144H160ZM166 143H167V142H166ZM173 143H174V141H173ZM177 143H178V142H177ZM133 144H134V143H133ZM128 145H129V144H128ZM131 145H132V144H131ZM131 145H130V146H131ZM156 145H157V144H156ZM156 145H155V146H156ZM163 145H164V144H163ZM167 145H168V144H167ZM193 145H194V144H193ZM198 145H199V144H198ZM209 145H210V144H209ZM207 146H208V145H207ZM207 146H206V147H207ZM133 147H134V146H133ZM163 147H164V146H163ZM163 147H162V148H163ZM180 147H181V146H180ZM180 147H178V148H180ZM182 147L185 148V146H182ZM119 148H120V147H119ZM134 148H136V150H135L134 152H132V154L129 153V155H126V156H127V159H128L130 162H132V164H133V165L130 164V166H133L134 169H137V168H136V166H137V167L139 168V170H138V171H137V170H134L135 172H133L132 175H128L126 178H120V180H118V182H117V180H114V179H113L114 181H116V183L118 184V186H121L122 188H124V187L122 186V184H124L125 187L128 185L129 188H130V187L135 188V186L137 185V184H136V180H137V179H142L143 182H144V181L146 180V177H147V176H146V174H147L146 172L149 170L148 168H150L151 165H152V164H151L150 167H147L148 170L144 171L146 168H145L144 170H142L143 168L140 169V166H139V164H140L141 161H143V160H141V161L139 160L140 163H138V162H137L138 160H136L138 156L143 157V156H141V155H144V154H147V153H148V148H149V146L147 147V146H145V145L143 144V145H138V146L136 145ZM186 148H189V147H186ZM195 148H196V146H195ZM128 149L130 150V148H128ZM131 149H132V147H131ZM102 150H101V151H102ZM149 150H150V148H149ZM218 150H219V149H218ZM75 151H76V150H75ZM96 151H99V150H96ZM132 151H133V149H132ZM159 151H160L159 148H156V147H155V148L153 149V152H156V155H157V153H158ZM99 152H100V151H99ZM153 152H152V153H153ZM180 152H181V151H180ZM184 153H185V152H184ZM91 154H90V156H91ZM94 154H95V153H94ZM100 154H101V153H100ZM102 154H103V153H102ZM126 154H127V153H126ZM187 154H188V153H187ZM206 154H208V153H206ZM229 154H230V153H229ZM97 155H98V154H97ZM163 155H164V154H163ZM169 155H171V154H169ZM10 156H11V155H10ZM15 156H16V155H14V157H15ZM95 156H96V155H95ZM123 156H125V155H123ZM123 156H122V157H123ZM165 156H166V154H165ZM228 156H229V155H228ZM17 157H18V156H17ZM17 157H15V159H16ZM63 157H64V156H63ZM66 157H67V156H66ZM87 157H88V156H87ZM87 157H85V158L87 159ZM113 157H114V156H113ZM212 157H213V156H212ZM12 158H13V157H12ZM68 158H69V157H68ZM75 158H76V157H75ZM90 158H91V157H90ZM96 158H97V157H96ZM96 158H93V159H96ZM105 158H106V157H105ZM108 158H107V159H108ZM118 158H120V157H118ZM145 158H147V157L145 156ZM151 158H152V157H151ZM229 158H230V157H229ZM19 159H20V158H19ZM19 159H16V160L18 161ZM72 159H73V158H72ZM72 159L70 158V161H71ZM180 159H181V158H180ZM24 160H25V159H24ZM57 160H58V159H57ZM57 160H56V161H57ZM65 160H66V159H65ZM68 160H69V159H68ZM73 160H74V159H73ZM124 160H126V159L124 158ZM163 160H164V159H163ZM178 160H179V159H178ZM189 160H190V159H189ZM19 161H20V160H19ZM54 161H55V160H54ZM70 161H69V162H70ZM74 161H75V160H74ZM81 161H82V160H81ZM89 161H90V160H89ZM98 161H97V163H99ZM106 161H110V162L105 163ZM129 161H126V162H129ZM161 161H162V160H161ZM181 161H182V160H181ZM184 161H186V160L184 159ZM204 161H205V160H204ZM24 162H26V161H24ZM71 162H73V161H71ZM92 162H93V161H92ZM102 162H103V163H102ZM116 162H117V163H116ZM123 162H124V161H123ZM123 162H122V164H123ZM130 162H129V163H130ZM144 162H146V161L144 160ZM149 162H151V161H149ZM177 162H178V161H177ZM182 162H183V161H182ZM188 162H189V161H188ZM88 163H89V162H88ZM90 163H91V162H90ZM97 163H96V166H97ZM120 163H121V162H120ZM120 163H119V164H120ZM142 163H143V162H142ZM156 163H157V162H156ZM180 163H181V162H180ZM180 163H179V164H180ZM183 163H184V162H183ZM197 163H198V162H197ZM201 163H202V162H201ZM23 164H24V163L22 162V164H20V165H23ZM25 164H26V163H25ZM49 164L51 165V163H48V162H47V163H46V162H38V163H36V164L29 163L27 167L30 168V170H31L30 172H31L32 174H35V175L37 174V178L39 179L40 182H42V184L48 186L47 183H49V181L52 183L51 186H52L53 188L50 187V188H52V191L48 188V189H49V192H50V195L53 196V194L55 193V194H56L57 196H59L60 198H61L60 195L63 196V199H59V201L61 202V200H62V202L60 203V205H62L63 203L65 204V206H63V207H66V208H64L63 210L61 209V211H63V214L65 215V217H66V214H68V216H72V214H75L74 216L77 215V218H78V219L81 218V216L84 217V218L93 219L94 217H93V218H90V217H91V216H94V214H95V216H96L95 208H97V206H96V207L94 208V210H93L92 207H90V205H89V207H88V206H86L85 204H81L82 199H81L80 197L83 198V196H87V197H88V200H89V199H91L92 196H93L92 193H93L94 191H96V190H94L93 192H91L92 189L90 190L87 186L84 185V183H83L80 179H78L76 176H74V175L71 174L70 172L65 173V175H64L65 177L63 178V179H66V177H67V178H68V177L71 178L72 184L69 185V186H68L67 184H65L64 182L60 183V182L58 181L59 183H57L56 180H54V179L51 180L50 175H51V172L54 171V170H52V171L49 170L50 167L47 166V165H49ZM53 164H54V163H53ZM53 164H52V165H53ZM55 164H56V163H55ZM58 164H60V163H58ZM124 164H125V163H124ZM157 164H158V163H157ZM157 164H156V165H157ZM172 164H173V163H172ZM179 164H178V165H179ZM91 165H92V163H91ZM94 165H95V162H94ZM128 165H129V164H128ZM141 165H142V164H141ZM147 165H148V164H147ZM173 165H174V164H173ZM199 165H200V164H199ZM239 165H240V164H239ZM55 166H56V165H55ZM88 166H89V165H88ZM104 166H101V167L104 168ZM148 166H149V165H148ZM188 166H189V165H188ZM52 167L54 168V166H52ZM52 167H51V168H52ZM61 167H62V166H61ZM97 167H98V166H97ZM124 167H125V165H124ZM141 167H143V166H141ZM144 167H145V166H144ZM157 167H158V166H157ZM186 167H187V166H186ZM83 168H84V167H83ZM117 168H118V167H116V169H117ZM151 168L153 169V167H151ZM159 168H160V167H159ZM164 168H165V167H164ZM54 169H55V168H54ZM99 169H100V168H99ZM99 169H98V170H99ZM157 169H158V168H156V170H157ZM161 169H162V167H161ZM161 169H160V170H161ZM170 169L172 170V168H170ZM207 169H208V168H207ZM62 170H63V169H62ZM101 170H102V169H101ZM105 170H106V169H105ZM117 170H118V172H119V171L122 172L120 168H118ZM127 170H128V169H127ZM150 170H151V169H150ZM154 170H155V165H154ZM154 170H153V171H154ZM164 170H165V169H164ZM184 170H187V169L185 168ZM124 171H125V169H124ZM131 171H132V170H131ZM153 171H152V172H153ZM157 171H158V170H157ZM30 172H29V173H30ZM54 172H55V171H54ZM100 172H101V171H100ZM106 172H107V171H106ZM149 172H150V171H149ZM155 172H156V171H155ZM164 172H165V171H164ZM180 172H181V171H180ZM206 172H207V171H206ZM209 172H210V171H208V173H209ZM27 173H28V172H27ZM52 173H53V172H52ZM95 173H96V172H95ZM104 173H105V171H104ZM115 173L117 174V172H115ZM131 173H132V172H131ZM161 173H162V172H161ZM170 173H171V172H170ZM203 173H204V172H203ZM218 173H219V172H218ZM85 174H86V172H85ZM87 174H88V173H87ZM97 174H98V172H97ZM97 174H96V175H97ZM113 174H114V173H113ZM118 174H119V173H118ZM118 174H117V175H118ZM120 174H121V173H120ZM126 174H127V173H126ZM150 174H152V173L150 172ZM150 174H149V175H150ZM153 174H154V173H153ZM156 174H157V172H156ZM156 174H155V175H156ZM159 174H160V172H159ZM231 174H232V173H231ZM54 175H55V174H54ZM54 175H53V176H54ZM99 175H101V174L99 173ZM111 175H112V174H111ZM114 175H115V174H114ZM178 175H179V174H178ZM189 175H190V173H189ZM203 175H206V174H203ZM55 176H56V175H55ZM84 176H85V175H84ZM102 176H103V175H102ZM104 176H105V175H104ZM150 176H151V175H150ZM158 176H159V175H157V178H158ZM165 176H166V175H164V176L162 175V177H165ZM170 176H171V175H170ZM207 176H208V175H207ZM26 177H27V176H26ZM35 177H36V176H35ZM86 177H87V176H86ZM97 177H98V176H97ZM105 177H106V176H105ZM105 177H104V179H102V178H100V179H102V180L105 182V181H107V178H108L109 176H108L107 178H105ZM116 177H117V176H116ZM152 177H153V175L151 176V179H152ZM154 177H156V176H154ZM159 177H161V175H160ZM167 177H168V176H167ZM167 177H166V179H167ZM49 178H50V180H49ZM83 178L86 179L85 177H83ZM89 178H90V177H89ZM92 178H93V176H92ZM109 178H110V177H109ZM187 178L189 179V177H187ZM221 178H222V176H221ZM38 179H37V180H38ZM55 179L58 180V177L55 178ZM87 179H88V178H87ZM105 179H106V180H105ZM115 179H117V178H115ZM118 179H119V178H118ZM162 179H163V178H162ZM164 179H165V178H164ZM164 179H163V180H164ZM168 179H169V177H168ZM217 179H218V178H217ZM48 180H49V181H48ZM88 180H89V179H88ZM90 180H91V179H90ZM159 180H160V179H159ZM176 180H177V179H176ZM213 180H214V179H213ZM29 181H30V180H29ZM33 181H34V179H33ZM35 181H36V180H35ZM85 181H86V180H84V182H85ZM109 181H112V180H108V182H109ZM138 181H140V180H138ZM149 181H151V180L149 179ZM152 181H153V180H152ZM156 181H157V180H156ZM160 181L162 182V180H160ZM165 181H166V180H165ZM165 181H164V182H165ZM167 181H169V180H167ZM183 181H184V180H183ZM14 182H15V181H14ZM86 182H87V181H86ZM89 182H90V181H88V183H89ZM97 182H98V181H97ZM108 182H107V184H108ZM122 182H123V183H122ZM147 182H148V181H147ZM157 182H158V181H157ZM171 182H172V181H171ZM204 182H205V181H204ZM224 182H225V181H224ZM53 183H55V184H53ZM91 183H92V182H91ZM94 183H95V182H94ZM140 183H142V182L140 181ZM166 183H168V182H166ZM166 183H165V185H169V184H170V182H169L168 184H166ZM85 184H87V183H85ZM99 184H100V183H99ZM109 184H110V182H109ZM112 184H113V183H112ZM146 184H147V183H146ZM146 184H145V185H146ZM159 184H161V183L159 182ZM221 184H222V183H221ZM221 184H220V185H221ZM21 185H22V184H21ZM49 185H50V184H49ZM73 185L76 186V189L74 188ZM95 185H96V184H95ZM100 185H101V184H100ZM138 185H139V184H138ZM138 185H137V186H138ZM154 185H155V184H154ZM165 185H164V186H165ZM171 185H172V184H171ZM29 186H30V185H29ZM35 186H36V185H35ZM88 186H89V184H88ZM90 186H92V185H90ZM118 186H117V187H118ZM140 186H141V185H140ZM218 186H219V185H218ZM77 187H78V188H77ZM98 187H99V185H98ZM101 187L104 188L105 186L103 187V185H102ZM101 187H99V188H101ZM114 187H116V186H114ZM117 187H116V188H117ZM121 187H120V188H121ZM145 187H146V186H145ZM161 187H162V186H161ZM169 187H170V185H169ZM199 187H200V186H199ZM206 187H207V186H206ZM24 188H26V187H24ZM41 188H42V187H41ZM93 188H96V187H93ZM99 188H98V189H99ZM118 188H119V187H118ZM126 188H127V187H126ZM132 188H131V189H132ZM137 188L139 189V187H137ZM142 188H143V187H142ZM159 188H160V186H159ZM162 188H163V187H162ZM192 188H193V187H192ZM196 188H197V187H196ZM88 189H89V190H88ZM106 189H108V188H106ZM113 189H114V188H113ZM146 189H147V188H146ZM164 189H165V188H164ZM173 189H174V188H173ZM185 189H186V188H185ZM25 190H26V189H25ZM46 190H47V189H46ZM101 190H102V189H99V191H101ZM122 190H123V189H122ZM174 190H176V189H174ZM181 190H184V189L182 188ZM191 190H192V189H191ZM205 190H206V189H205ZM23 191H24V190H23ZM139 191H140V189H139ZM146 191H147V190H146ZM161 191H162V190H161ZM171 191H173V190H171ZM197 191H198V190H197ZM25 192H26V191H25ZM97 192H98V191H97ZM102 192H103V190H102ZM116 192H118V191H116ZM126 192H127V190H126ZM132 192H133V191H132ZM207 192H209V189H208ZM218 192H219V191H218ZM222 192H223V191H222ZM51 193H52V194H51ZM94 193H95V192H94ZM103 193H104V192H103ZM122 193H123V192H122ZM141 193H142V192H141ZM47 194H48V193H47ZM97 194H98V193H97ZM111 194H112V193H111ZM123 194H125V192H124ZM126 194H129V192L126 193ZM220 194H221V193H220ZM50 195H49V196H50ZM65 195H66V196H65ZM98 195H99V194H98ZM182 195H183V194H182ZM189 195H190V194H189ZM46 196H47V195H46ZM94 196H95V195H94ZM94 196H93V197H94ZM96 196H97V195H96ZM101 196L103 197V194H102ZM101 196H100V197H101ZM104 196H105V195H104ZM59 197H58V198H59ZM102 197H101V199H104V198H105V197H104V198H102ZM128 197H129V196H128ZM172 197H173V196H172ZM49 198H50V197H49ZM78 198L81 199V202H80V200H79ZM96 198H97V197H96ZM180 198H181V197H180ZM51 199H52V197H51ZM55 199H56V198H55ZM77 199H78V200H77ZM84 199H85V197H84ZM84 199H83V200H84ZM109 199H111V198L109 197ZM173 199H174V198H173ZM24 200H25V199H24ZM88 200H86V201H88ZM91 200H92V199H91ZM91 200H90V201H91ZM94 200H95V199H94ZM94 200H93V201H94ZM111 200L114 201V199H111ZM52 201H54V197H53ZM99 201H100V200H99ZM12 202H13V201H12ZM17 202H18V200H17ZM84 202H85V201H84ZM94 202H95V201H94ZM111 202H112V201H111ZM101 203H102V202H101ZM200 203H201V202H200ZM20 204H21V200H20ZM55 204H56V203H55ZM57 204H58V203H57ZM64 204H63V205H64ZM67 204H68V205H67ZM88 204H89V203H88ZM88 204H87V205H88ZM90 204H91V202H90ZM97 204H98V203H97ZM97 204H96V205H97ZM14 205H15V204H14ZM17 205H18V204H17ZM58 205H59V204H58ZM94 205H95V204H94ZM94 205H93V207H94ZM110 205H111V204H110ZM190 205H192V203H190ZM11 206H12V205H11ZM18 206H21V205H18ZM71 206H72V208H71ZM100 206H101V205H100ZM103 206H104V205H103ZM114 206H115V205H114ZM207 206H208V205H207ZM207 206H206V207H207ZM8 207H9V206H8ZM13 207H14V206H13ZM108 207H109V205H108ZM204 207H205V206H204ZM204 207H203V208H204ZM206 207H205V208H206ZM56 208H57V207H56ZM103 208H104V207H103ZM103 208H102V209H103ZM57 209H59V208H57ZM201 209H202V208H201ZM96 210H97V209H96ZM98 210H100V209H98ZM203 210H204V209H203ZM203 210H201V211H203ZM3 211H5V209H4ZM3 211H2V212H3ZM6 211H7V210H6ZM109 211H110L111 214H112V211H111V210H109ZM120 211H121V210H120ZM120 211H119V212H120ZM194 211H195V210H194ZM199 211H200V210H199ZM199 211H198V212H199ZM121 212H122V211H121ZM7 213H9V212L7 211ZM25 213H26V212H25ZM38 213H39V212H38ZM49 213H50V212H49ZM97 213H98V211H97ZM99 213H100V212H99ZM99 213H98V214H99ZM115 213H116V212H115ZM136 213H137V211H136ZM190 213H191V212H190ZM5 214H6V212H5ZM30 214H31V213H30ZM63 214H62V215H63ZM118 214H119L118 212H117L116 214H114V215L112 214L111 217L114 218V219H116ZM197 214H199V213H197ZM60 215H61V214H60ZM122 215H123V214H122ZM134 215H135V214H134ZM192 215H193V214H192ZM208 215H210V214L208 213ZM208 215H207V216H208ZM78 216H80V217H78ZM98 216H99V215H98ZM123 216H124V215H123ZM141 216H142V214H141ZM12 217H13V216H12ZM61 217H62V216H61ZM124 217H125V216H124ZM131 217H132L133 220H134V217H133V216H131ZM136 217H137V216H136ZM136 217H135V218H136ZM139 217H140V216H139ZM49 218H50V217H49ZM96 218H97V217H96ZM102 218H103V216H102ZM102 218H101V219H102ZM108 218L110 219V217H108ZM151 218H152V217H151ZM63 219H64V218H63ZM99 219H100V218H99ZM149 219H150V218H149V216H148V221H149ZM152 219H153V218H152ZM152 219H151V220H152ZM211 219H212V218H211ZM37 220H38V219H37ZM80 220H81V219H80ZM111 220H112V219H111ZM121 220H122V219H121ZM131 220H132V219H131ZM151 220H150V222H151ZM197 220H198V219H197ZM89 221H90V220H89ZM91 221L94 222V223L91 222L94 226H95V225H101V224H103V223H100L99 220H91ZM104 221H106V219L103 220V222H104ZM116 221H117V220H116ZM127 221H128V220H127ZM129 221H130V218H129ZM136 221H137V220H136ZM152 221L154 222V220H152ZM44 222H45V221H44ZM83 222H84V221H83ZM111 222H112V221H111ZM113 222H115V221H113ZM113 222H112V223H113ZM124 222H125V221H124ZM131 222H133V221H131ZM139 222H140V221H139ZM69 223H70V222H69ZM69 223H68V224H69ZM84 223H85V222H84ZM107 223H108V222H104V224H106V225H107ZM119 223H120V222H119ZM129 223H130V222H129ZM134 223H135V222H134ZM137 223H138V222H137ZM141 223H142V222H141ZM151 223H152V222H151ZM174 223H175V222H174ZM174 223H173V224H174ZM208 223H209V222H208ZM86 224H87V223H86ZM131 224H132V223H131ZM135 224H136V223H135ZM214 224H215V223H214ZM93 225H92V226H93ZM115 225H116V224H115ZM138 225H139V223H138ZM205 225H206V224H205ZM56 226H57V225H56ZM70 226H71V225H70ZM85 226H86V225H85ZM208 226H209V225H208ZM245 226H246V225H245ZM103 227H104V226H103ZM108 227H109V226H108ZM114 227H115V226H114ZM69 228H70V227H69ZM209 228H210V227H209ZM56 229H57V228H56ZM70 229H71V228H70ZM86 229H87V228H86ZM115 229H116V228H115ZM120 229H121V228H120ZM137 229H138V228H137ZM137 229H136L133 225H130V224L127 225V224H124V225H123L122 232H123L125 235H127V236H126L127 238H128V236H129V238H133V240H134V239L137 240L138 243H139V242H140V243H141V242H144L145 240L143 239L142 235L140 234V232H139ZM102 230L104 231L103 228H102ZM106 230H107V229H106ZM51 231H52V230H51ZM107 231H108V230H107ZM209 231H210V230H209ZM213 231H215V230H213ZM108 232H109V231H108ZM115 232H116V231H115ZM118 232H119V230H118ZM118 232H116V233H118ZM120 233H121V231H120ZM144 233H145V232H144ZM233 233H234V232H233ZM111 234H113V233H111ZM241 234H242V233H241ZM55 235H56V234H55ZM73 235H74V234H73ZM55 237H56V236H55ZM81 237H82V236H81ZM126 237H125V238H126ZM204 237H205V236H204ZM77 238H78V237H77ZM182 238H183V237H182ZM90 239H91V238H90ZM142 239H143V240H142ZM187 239H188V238H187ZM187 239H186V240H187ZM200 239H201V238H200ZM82 240H83V238H82ZM124 240H125V239H124ZM128 240H129V239H128ZM135 240H134V241H135ZM186 240H185V241H186ZM190 240H191V239H190ZM223 240H224V239H223ZM30 241H31V240H30ZM125 242H126V240H125ZM125 242H123V243H125ZM131 242L133 243V241H131ZM183 242H184V241H183ZM189 242H190V241H189ZM189 242H188V243H189ZM197 242H198V240H197ZM71 243H72V242H71ZM81 243H82V242H81ZM129 243H130V242H129ZM188 243H185V242H184V245H186V244H188ZM222 243H223V241H222ZM249 243H250V242H249ZM63 244H64V243H63ZM127 244H128V243H127ZM133 244H134V243H133ZM135 244H136V246L138 245L137 243H135ZM135 244H134V246H135ZM146 244H147V242H146ZM89 245H90V244H89ZM130 245H131V244H130ZM175 245H176V244H175ZM194 245H195V244H194ZM196 245H197V244H196ZM84 246H85V245H84ZM126 246H129V245H126ZM131 246H132V245H131ZM141 246H143V244H140V246L138 245V248H140ZM148 246H149V245H148ZM181 246H182V244H181ZM187 246L189 247V245H187ZM199 246H200V245H199ZM201 246H202V245H201ZM124 247H125V246H124ZM144 247H146L145 244H144ZM183 247L185 248V246H183ZM194 247L196 248V247H198V246H194ZM141 248H142V247H141ZM173 248H174V247H173ZM184 248H183V249H184ZM186 248H187V247H186ZM190 248H191V247H190ZM192 248H193V247H192ZM192 248H191V249H192ZM87 249H88V248H87ZM127 249H128V247H127ZM134 249H135V248H134ZM142 249H143V248H142ZM146 249H147V247H146ZM148 249H149V247H148ZM176 249H177V248H176ZM188 249H189V248H188ZM199 249H200V248H199ZM214 249H215V248H214ZM214 249H213V250H214ZM217 249H219V248H217ZM124 250H125V249H124ZM139 250H140V249H139ZM167 250H169V249H167ZM181 250H182V249H181ZM210 250H211V249H210ZM210 250H209V251H210ZM79 251H80V250H79ZM119 251H120V250H119ZM125 251H126V250H125ZM133 251H134V250H133ZM147 251H148V250H147ZM176 251H177V250H176ZM176 251H175V252H176ZM191 251H192V250H190V252H191ZM199 251H200V250H199ZM215 251H216V250H215ZM218 251H219V250H218ZM249 251H250V250H249ZM120 252H121V251H120ZM123 252H124V251H123ZM139 252H141V251H139ZM143 252H145V250H144ZM165 252H166V251H165ZM175 252H174V253H175ZM188 252H189V251H188ZM201 252H203V251H201ZM216 252H217V251H216ZM219 252H221V251H219ZM133 253H134V252H133ZM177 253H178V252H177ZM212 253H213V252H212ZM123 254H124V253H123ZM125 254H126V253H125ZM150 254H151V253H150ZM150 254H149V255H150ZM192 254H193V251H192ZM203 254H204V253H203ZM220 254H221V253H220ZM134 255H135V254H134ZM136 255H137V254H136ZM165 255H166V253H165ZM209 255H211V253H210ZM116 256H117V255H116ZM116 256H115V257H116ZM138 256H139V255H138ZM142 256H143V255H141V257H142ZM145 256H146V255H145ZM145 256H143V257L145 258ZM151 256H152V255H151ZM179 256H180V255H179ZM213 256H214V255H213ZM218 256H219V255H218ZM133 257H134V256H133ZM135 257H136V256H135ZM180 257H181V256H180ZM180 257H179V258H180ZM196 257H197V256H196ZM98 258H99V257H98ZM137 258H138V257H137ZM147 258L150 259V257H148V256H147ZM139 259H140V258H139ZM106 260H107V259H106ZM147 260H148V259H147ZM164 260H165V259H164ZM170 260H171V259H170ZM175 260H176V259H175ZM175 260H174V261H175ZM180 260H181V259H180ZM180 260H179V261H180ZM225 260H226V259H225ZM109 261H110V260H109ZM137 261H140V260H137ZM143 261H144V259H143ZM145 261H146V259H145ZM150 261H151V260H150ZM150 261H149V262H150ZM153 261H154V260L152 259V262H153ZM162 261H163V260H162ZM172 261H173V260H172ZM192 261H193V260H192ZM247 261H248V260H247ZM100 262H101V261H100ZM117 262H118V261H117ZM147 262H148V261H147ZM163 262H164V261H163ZM231 262H232V261H231ZM231 262H230V263H231ZM248 262H249V261H248ZM114 263H115V262H114ZM130 263H131V262H130ZM140 263H141V262H140ZM144 263L146 264V262H143V264H144ZM154 263H155V261H154ZM154 263H152V264H154ZM176 263H177V262H176ZM253 263H254V262H253ZM97 264H98V262H97ZM100 264H101V263H100ZM147 264H149V263H147ZM174 264H175V262H174ZM228 264H229V263H228ZM247 264H249V263H247Z\"/></svg>",
	"mask_w": 264,
	"mask_h": 264
}]
</instances>
